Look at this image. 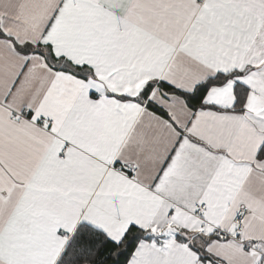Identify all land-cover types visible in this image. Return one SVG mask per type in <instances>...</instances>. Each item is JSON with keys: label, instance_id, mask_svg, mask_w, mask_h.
<instances>
[{"label": "snow or ice", "instance_id": "6c2138e0", "mask_svg": "<svg viewBox=\"0 0 264 264\" xmlns=\"http://www.w3.org/2000/svg\"><path fill=\"white\" fill-rule=\"evenodd\" d=\"M0 264H264V0H0Z\"/></svg>", "mask_w": 264, "mask_h": 264}]
</instances>
